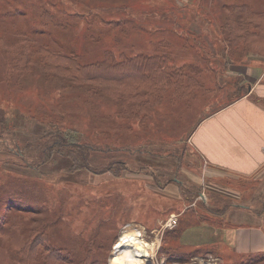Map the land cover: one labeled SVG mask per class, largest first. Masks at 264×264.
Segmentation results:
<instances>
[{
    "label": "rangeland",
    "instance_id": "rangeland-1",
    "mask_svg": "<svg viewBox=\"0 0 264 264\" xmlns=\"http://www.w3.org/2000/svg\"><path fill=\"white\" fill-rule=\"evenodd\" d=\"M236 1L244 0H0V35L25 30L43 44L79 54L81 62L100 59L105 50L131 55L156 52L172 57L178 66L210 65L215 71L203 75L204 85L213 93H205L202 87L200 94L188 100H159L151 115L141 121L119 117L116 106L105 98L61 90L38 72L20 78L15 73L11 82L3 80L5 66L0 57V121L7 125L0 141V205L11 195L12 199L20 197L6 215L5 229L0 228V264H40L37 254L34 258L26 254L24 240L34 229L41 232L47 227V248L66 247L75 258L89 256V263L96 259L103 264H264V255L247 261L233 257L232 261L231 252L201 251L183 261L170 259L181 254L177 237L186 249L194 248L186 222L196 218L197 212L203 217L201 203L209 199L205 193L199 198L198 211L189 208L181 214L180 229H168L171 215L177 213L173 208L190 204L184 195L174 199L177 180L187 186L179 183L180 191L191 197L194 194L190 193L201 192L205 185L203 177L197 182L202 159L192 149L190 133L202 117L247 91L256 66L264 68L263 54L249 53L241 61L224 57L220 27L229 14L224 6ZM247 1L264 9V0ZM43 7L49 9L54 25H43L39 16ZM239 64L244 66L242 72ZM43 110L64 115L87 137L110 127L119 150L96 153L92 163L102 167L113 159L117 162L114 169L70 171L66 157L59 156L28 167L26 162L36 159L39 139L49 127L40 119ZM33 111L39 112L37 116ZM14 140L19 146L13 145ZM26 141L31 142L27 148L21 146ZM134 141L142 154L121 149L124 142L135 145ZM122 159L128 166L121 164ZM169 178L174 180L167 182ZM261 187L264 178L243 189V197L254 198L257 207L263 206L264 195L246 194ZM210 197L212 202H220V196ZM236 202L242 204L243 200ZM253 218L249 220L264 226V210L260 220ZM24 223L30 227L26 229ZM16 252L17 259L12 256Z\"/></svg>",
    "mask_w": 264,
    "mask_h": 264
},
{
    "label": "trees",
    "instance_id": "trees-1",
    "mask_svg": "<svg viewBox=\"0 0 264 264\" xmlns=\"http://www.w3.org/2000/svg\"><path fill=\"white\" fill-rule=\"evenodd\" d=\"M226 8L229 14L226 15L222 27H220L222 29L220 36L224 45L223 54H225V59L228 57L234 61H241L249 53L264 55V9H257L247 0L230 2L229 5L224 6V10ZM39 16L43 21V25L52 24L53 16L48 8L43 7ZM79 16L87 18L82 14ZM0 57L5 66L3 80L6 79L11 82L15 73L20 78V76H31L38 72L44 81L49 84L54 83L53 85L61 90L69 88L70 90L74 89L87 93L85 94L87 98H105L109 100V103L116 106V114L119 117H131L135 120L141 119V121L151 115L154 104L159 100L165 98H168L171 102L182 99L188 100L200 94L199 90L202 87H204L205 93L214 92L213 89L206 87L203 81L204 74L215 73L210 65L205 68L198 64L178 66L173 64L172 57L167 54L155 52L131 55L126 51H119L118 54H115L111 50H105L104 56L100 59L81 62L79 54L75 52L65 53L58 48L43 44L35 37L32 38L25 30L12 31L9 35H0ZM233 58H237V60ZM79 95L81 96V94H77V96ZM59 104L61 105V103ZM59 104L58 106H60ZM52 111L43 110L40 113L33 111V114H36L34 116L39 113L41 121H44L49 127L47 132L39 139V151L36 159H33L31 163L26 162L28 167L42 165L59 156L66 157L70 171L89 170L95 173H104L114 169L117 162L113 159L102 167L95 166L92 163V157L96 153L105 154L104 152L112 153L119 150L114 145V135H112L110 127H104L109 129L101 128L100 131L92 135L93 137H87L73 123L67 122L68 120L66 121L64 115H56ZM6 127L5 122L0 121V141L1 138L5 137L3 133L6 132ZM104 137L106 140L100 141L102 138L105 139ZM134 143L135 145L131 142H124V147H121V149L129 150V152L132 150L135 153L138 151L142 154V148L136 145V141ZM2 144L0 143V146ZM19 144L17 140H14L13 145L17 147ZM30 145L31 142L26 141L21 146L27 148ZM121 164L126 166V159H122ZM143 167L145 168V165ZM173 180V178H169L167 182ZM177 181L183 183V187L187 188L183 181ZM190 194H194V196L191 197L183 193L185 199L192 204L197 201L198 196L196 197V195L200 194V190ZM16 198L20 197L17 196L12 199L11 195L5 201V205H0V228L5 229L6 215L11 212V208L15 207ZM173 209L178 211V208ZM222 211V208L215 207L207 208L205 212L207 215L210 212L212 216L213 214H221ZM200 218H203L204 221L207 218L206 214ZM18 221L22 220L18 219ZM187 223H190V220ZM178 225L168 229H180ZM23 226L26 229L30 227L28 223H24ZM45 229L41 232L34 229L32 233L34 231L37 233L33 236L31 233L30 238L26 237V240H24V244L26 243L25 252L30 254L28 255L29 258H34L37 254L36 257L40 260V264H103L102 261L96 259L89 263V256L82 259L75 258L70 251H67L66 247L47 248L45 243L48 237L45 232L49 227ZM190 245L194 248L186 249L185 244L177 241V250L182 255L177 254L180 256L179 258L171 255V261H183L201 251L218 254L211 247L194 246L193 243H190ZM18 254L16 256L12 255L13 258L17 259ZM28 256L22 258V260L27 259ZM243 258H245V261L251 259L250 256ZM235 263L241 264L243 262Z\"/></svg>",
    "mask_w": 264,
    "mask_h": 264
},
{
    "label": "crops",
    "instance_id": "crops-1",
    "mask_svg": "<svg viewBox=\"0 0 264 264\" xmlns=\"http://www.w3.org/2000/svg\"><path fill=\"white\" fill-rule=\"evenodd\" d=\"M243 68L239 64L241 72ZM253 72L245 93L202 117L190 133L192 149L202 159V170L196 177L197 182L205 178L204 193L201 191L197 201L178 208L177 213L171 215L179 219L177 225L181 228V214L189 208L198 211L199 198L206 193L209 199L201 203L202 211L215 207L223 211L212 216L205 212L204 221L197 212L196 218L186 224L192 231L191 243L194 246L205 244L219 255L231 252L230 259L264 255V226L249 220L251 216L260 220L263 201V206L257 207L254 198L243 197V189L253 187L256 180L264 178V68L256 66ZM175 186L178 191L174 199L178 201L183 192L179 183ZM213 194L220 196L219 203L211 201ZM246 194L264 195V188H253ZM240 198L242 204L236 202Z\"/></svg>",
    "mask_w": 264,
    "mask_h": 264
},
{
    "label": "built area",
    "instance_id": "built-area-1",
    "mask_svg": "<svg viewBox=\"0 0 264 264\" xmlns=\"http://www.w3.org/2000/svg\"><path fill=\"white\" fill-rule=\"evenodd\" d=\"M177 217L176 216H172L169 221H168V226H174L177 224Z\"/></svg>",
    "mask_w": 264,
    "mask_h": 264
},
{
    "label": "bare ground",
    "instance_id": "bare-ground-1",
    "mask_svg": "<svg viewBox=\"0 0 264 264\" xmlns=\"http://www.w3.org/2000/svg\"><path fill=\"white\" fill-rule=\"evenodd\" d=\"M177 225V224H176ZM176 225H174V226H176ZM174 226H169L168 228H172V227H174ZM129 241V240H128Z\"/></svg>",
    "mask_w": 264,
    "mask_h": 264
}]
</instances>
